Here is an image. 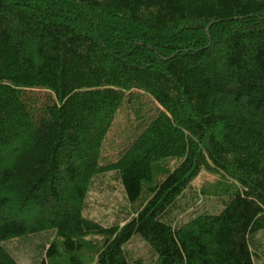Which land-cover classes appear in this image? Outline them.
<instances>
[{"label": "trees", "instance_id": "obj_1", "mask_svg": "<svg viewBox=\"0 0 264 264\" xmlns=\"http://www.w3.org/2000/svg\"><path fill=\"white\" fill-rule=\"evenodd\" d=\"M120 112L128 144L104 164ZM203 171L227 183L217 214L182 204ZM107 173L141 206L122 227L83 216ZM48 231L38 264L260 260L264 0H0V264Z\"/></svg>", "mask_w": 264, "mask_h": 264}, {"label": "rangeland", "instance_id": "obj_2", "mask_svg": "<svg viewBox=\"0 0 264 264\" xmlns=\"http://www.w3.org/2000/svg\"><path fill=\"white\" fill-rule=\"evenodd\" d=\"M80 22L84 25L83 21ZM125 125L124 115L120 112L116 117L113 125L107 132L102 149V163L106 164L114 162L120 152H123V147L126 143V133L122 132ZM165 163V164H164ZM157 166V174L155 176L154 184L161 181L166 170L173 169L178 161L168 160ZM166 167V169H163ZM223 180L220 176L210 174L208 172H201L190 185L184 196L187 202H193L202 211H210L217 214L222 208V201L219 196L215 195L226 186V182L219 185L218 182ZM226 181V180H225ZM140 205L130 206L122 191V187L114 173H107L99 175L94 178L87 193V199L84 206L83 216L87 219H92L98 222L103 227L119 226L122 227L136 211L139 210ZM181 217H174V221H179L180 218L184 221L188 213ZM88 246L94 249L93 244L97 248L101 246L100 238H87ZM258 241V238H257ZM260 260L256 264H264V240L259 239ZM23 243V242H22ZM56 243L58 247L61 246V241L55 238V232L48 231L32 239V244H19L17 242H10L5 245L11 256L18 264H38L43 256L44 247L48 248L49 244ZM40 246V250H38ZM147 247L144 243H139L134 240L127 246V249L133 257H143L147 253ZM80 255L87 257L92 255V251L84 249Z\"/></svg>", "mask_w": 264, "mask_h": 264}]
</instances>
